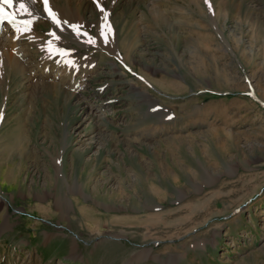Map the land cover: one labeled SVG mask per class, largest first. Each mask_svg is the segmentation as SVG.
Returning a JSON list of instances; mask_svg holds the SVG:
<instances>
[{
  "label": "rangeland",
  "instance_id": "obj_1",
  "mask_svg": "<svg viewBox=\"0 0 264 264\" xmlns=\"http://www.w3.org/2000/svg\"><path fill=\"white\" fill-rule=\"evenodd\" d=\"M158 1L58 0L79 35L36 21L30 78L4 66L0 264H264V0ZM105 13L118 52L94 42ZM50 33L87 59L71 87L41 76L59 67ZM68 185L106 218L102 233L72 210L73 230L58 218ZM94 187L139 206L99 207Z\"/></svg>",
  "mask_w": 264,
  "mask_h": 264
},
{
  "label": "bare ground",
  "instance_id": "obj_2",
  "mask_svg": "<svg viewBox=\"0 0 264 264\" xmlns=\"http://www.w3.org/2000/svg\"><path fill=\"white\" fill-rule=\"evenodd\" d=\"M57 1L58 0H49V5H50L52 11L57 14V19L61 22L59 27L56 24H54L52 22V20L48 17V15L43 11V4H42L41 0H37V2L35 4L29 3L28 0H25V3L27 4L28 8L34 12V14H35L34 17H29L27 15H21V14H19V12H16V23H17V25H19L23 21H28V20L34 19V23L31 26L30 32L19 33L17 31H15L13 26L11 24H9L7 21H0V73H2L4 66L6 65V66H9V68L13 69L14 71H20L21 75L24 74L25 75L24 79L30 78V76H31L30 70H29L30 66L28 63L30 60L28 62H26L27 61L26 56H27L28 52L25 50V46H28V45H25L23 43H24L25 38H28L30 40L39 38V37H36L38 33L34 32L35 31L34 28L37 27L35 25L36 21L40 20L41 25L43 27L53 25L58 29V31L60 30V31H66V32L69 30L70 31L72 30V25H76V26H78V28L82 26L83 20L79 21L77 19V17H78L77 15H79L80 13L76 14L77 17H75V15H73L72 13H67L68 9L67 10H65V9L61 10ZM75 1L78 3L80 2V0H75ZM19 2H20V0H14V8L13 9H9V8H7V6H5V12L6 13L14 12V10L18 6ZM159 2L160 1H158V0H154L153 3H159ZM74 4H75V2H74ZM34 5H37V6L34 8L33 7ZM41 6H42V9L39 10V7H41ZM71 9L73 10V8H71ZM153 15L156 16L154 18H155V20L159 26H162V25L166 26L167 20L165 19L164 16H161L160 12L156 13L155 11H153ZM80 17H83V16H79V18ZM105 17L106 18L103 19V22L97 25L98 31L96 33V39L94 42H95L96 46L98 48L102 49L103 51H107L109 53H114V52H116L115 50H117V52H118L117 45H116V36L114 34L112 27L110 26V20L108 19V16L106 15ZM103 25H107L110 28V31L105 30V35L101 36V30H102ZM83 27H84V25H83ZM37 30H40V29H37ZM9 31L12 32V34H13L12 37L11 38L9 37V39L5 43L2 42L3 39L7 38V36L9 35ZM72 32H74V31H72ZM54 40L55 41H53L51 43L52 51L48 50V58L50 57L52 60H54V62L59 63V65H58L59 67L57 69H55L54 64H52L49 67L44 65L43 68H41V70H43V73L41 76H42V78H44L43 79L44 81H48V82L49 81L50 82H56L57 81L58 82L57 84L65 85L66 87H68V86H70V82H71V81L68 82V79H70L69 69L73 68L74 70L77 69V71H78V67L80 66L81 69H79V71L85 70L88 67V65H87L88 63L86 61L87 59L74 60V59L69 57V52H66V54L63 57H61L59 54H57V50H63V51H65V50L63 49L62 46L59 45V42L57 39L54 38ZM2 43H4L3 46H2ZM121 52H123V51L121 50ZM69 61L71 62L70 64L68 63ZM35 64L36 63H34V65ZM35 74H37V73H35ZM32 76H34V75H32ZM24 79H22V80H24ZM32 79H33V77H32ZM42 83H45V82H42ZM72 85L73 84H71V86ZM42 86L43 85L38 86V89H39V87L42 88ZM74 87H75V85H74ZM72 90L73 89H71V91ZM71 91H69V92H71ZM71 94L73 96V93H71ZM67 95H69V94H67ZM79 102L81 104L87 105L88 106V108H86L87 110H94V109L98 110L100 108V106L90 105L91 104L90 101L87 100V96H84V95H83L82 99L80 98ZM88 103H90V104H88ZM84 109H85V106H84ZM86 118H88V115L86 116ZM97 125H99V124H97ZM1 161H2V159H1ZM91 174H92V172H91ZM72 187H73V185H71V186L68 185V187H67L68 189H64V186H63V190L56 193V195L53 199V203H54L53 209L57 211L58 218L61 221H66V219L68 218L69 229L73 230V224H72V221L69 217L70 211L72 210L73 213L75 215H77V218H79L78 220L82 221V224H83L82 227L84 229H88V230H90V232H93L94 234L102 233V229L107 227V225L105 224L106 218L103 217L102 214L101 215L95 214V210H94V209H96V206H94L95 204L94 205L93 204H91V205L85 204L84 202H81L80 199H72L71 197L69 199L66 198V196H65L66 194L72 196V194L74 193V191L72 190L73 189ZM99 192H101V191L98 189V187H94L93 191L90 194V197L92 198L93 201H96V203H97L96 205H98L99 207H103V208L105 207V209H112L113 208L112 206H113L114 202H116V201L123 202L125 200H131V201L136 200V198H134L135 196L130 195V194L127 195L128 197L126 196L127 198H123L122 195L118 194L117 191L116 192H108V191L105 192L104 191L101 193H99ZM40 198H44V197L40 196ZM86 203H88V202H86ZM133 204H134V202H133ZM137 206H139V202L137 203ZM85 207H88V208L85 209ZM136 210H138V208ZM112 222H116V221L113 219Z\"/></svg>",
  "mask_w": 264,
  "mask_h": 264
},
{
  "label": "snow or ice",
  "instance_id": "obj_3",
  "mask_svg": "<svg viewBox=\"0 0 264 264\" xmlns=\"http://www.w3.org/2000/svg\"><path fill=\"white\" fill-rule=\"evenodd\" d=\"M28 2L35 4L37 0H28ZM41 2L43 4V11L48 15L52 22L59 27L61 22L57 19V14L52 11L49 5V0H41ZM205 3L209 5V8H211L209 0H205ZM5 6H7V8L9 9H13L14 0H0V21H7L13 26L14 30L19 33L30 32L31 26L34 23V19L23 21L19 25H17L16 23V12H19V14L21 15H27L29 17L35 16L34 12L28 8L27 4L25 3V0H20L18 6L12 13H6ZM97 6L100 8L101 12H104V9L100 7L99 4ZM105 15L107 14L105 13ZM72 30L76 32L77 35H79L78 26L72 25ZM105 30L110 31V28L107 25H103L101 30V36L105 35ZM49 35L53 36L55 39H59V37H56L54 33H50ZM89 41L91 42V38H89ZM49 50L52 51L51 44H49ZM57 54L61 56L65 55L63 50H57ZM68 63L70 64L71 62L69 61Z\"/></svg>",
  "mask_w": 264,
  "mask_h": 264
}]
</instances>
